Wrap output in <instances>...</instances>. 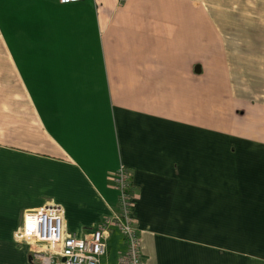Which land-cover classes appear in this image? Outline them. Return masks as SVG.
I'll return each mask as SVG.
<instances>
[{
	"label": "crops",
	"instance_id": "crops-1",
	"mask_svg": "<svg viewBox=\"0 0 264 264\" xmlns=\"http://www.w3.org/2000/svg\"><path fill=\"white\" fill-rule=\"evenodd\" d=\"M215 3L0 0V264H33L25 210L78 237L114 215L120 166L144 264H264V80Z\"/></svg>",
	"mask_w": 264,
	"mask_h": 264
},
{
	"label": "built area",
	"instance_id": "built-area-1",
	"mask_svg": "<svg viewBox=\"0 0 264 264\" xmlns=\"http://www.w3.org/2000/svg\"><path fill=\"white\" fill-rule=\"evenodd\" d=\"M80 0H58L60 4ZM133 174L125 166L111 176L118 192V209L100 220L92 232L82 236L64 233V208L54 202L25 210L14 232L17 243L30 244L33 264H102L107 252V239L116 229L124 238L125 249L113 264H144L140 237L131 216L130 195ZM41 246V248H39Z\"/></svg>",
	"mask_w": 264,
	"mask_h": 264
},
{
	"label": "rangeland",
	"instance_id": "rangeland-1",
	"mask_svg": "<svg viewBox=\"0 0 264 264\" xmlns=\"http://www.w3.org/2000/svg\"><path fill=\"white\" fill-rule=\"evenodd\" d=\"M215 12L220 18L228 39L242 45L236 51L233 75L245 77L258 83L264 80V0H216ZM246 51V52H245ZM264 84V83H263Z\"/></svg>",
	"mask_w": 264,
	"mask_h": 264
},
{
	"label": "trees",
	"instance_id": "trees-1",
	"mask_svg": "<svg viewBox=\"0 0 264 264\" xmlns=\"http://www.w3.org/2000/svg\"><path fill=\"white\" fill-rule=\"evenodd\" d=\"M131 190H130V195L132 196V197H135L136 195H137V191H136V189H135V186H134V184H133V182H132V185H131Z\"/></svg>",
	"mask_w": 264,
	"mask_h": 264
}]
</instances>
